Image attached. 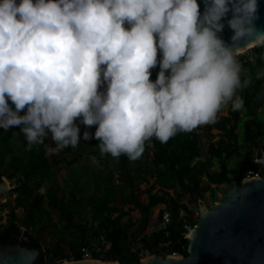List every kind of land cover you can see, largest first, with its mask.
Instances as JSON below:
<instances>
[{"label": "clouds", "instance_id": "clouds-1", "mask_svg": "<svg viewBox=\"0 0 264 264\" xmlns=\"http://www.w3.org/2000/svg\"><path fill=\"white\" fill-rule=\"evenodd\" d=\"M204 4L201 13L197 0H0V129L20 126L28 147L50 135L55 154L80 143L78 123L95 126L84 140L135 160L150 138L165 143L229 103L240 109L236 90L248 81L236 55L264 46L257 0Z\"/></svg>", "mask_w": 264, "mask_h": 264}, {"label": "trees", "instance_id": "trees-1", "mask_svg": "<svg viewBox=\"0 0 264 264\" xmlns=\"http://www.w3.org/2000/svg\"><path fill=\"white\" fill-rule=\"evenodd\" d=\"M249 52L256 55L255 61L249 60V53L236 56L241 66V82L248 81L246 87L236 90L243 101L242 107L233 110L229 103L226 110L225 105L218 111L213 122L198 125L189 132H178L165 143L150 138L153 154L148 167L142 162L143 155L129 160L125 155L117 158L101 154L96 139H83V132L88 131L91 136L95 126L87 128L79 124L78 145L91 147L105 160L115 161L119 168L118 185L113 183V175L96 180L101 186L99 195H89L90 175L73 167L79 158L71 146L49 154L43 146H55L50 135L43 143L28 147L19 133L20 126H11L7 131L0 129V182L7 178L14 185L11 191L15 195L13 205H2L10 207V212L6 223L0 225V244L21 242L23 246L40 250L36 264L83 260L81 248L101 236L111 245L103 255V262L141 264L139 252L133 249L139 237L152 256L177 253L189 257L184 226L198 224L191 215L199 210V202L214 205L219 201L217 193L225 192L223 186L241 183L250 171L261 169L253 161L264 152V76L253 69L256 63L264 64V46H255ZM150 71V79L154 81L159 67ZM19 114L23 115L24 110ZM202 136L208 141L206 158L202 155ZM63 165L68 173L60 185L57 170ZM148 169L152 170L155 181L140 190L143 181L149 184L145 178ZM142 195H146V201L141 199ZM161 206L164 209L158 214L160 225L146 233L154 210ZM134 210L139 211V219L131 216ZM164 210L170 213L166 224L162 221ZM55 217L60 237L48 249L37 234L43 229L53 230ZM62 241H66L67 249L60 245Z\"/></svg>", "mask_w": 264, "mask_h": 264}, {"label": "water", "instance_id": "water-1", "mask_svg": "<svg viewBox=\"0 0 264 264\" xmlns=\"http://www.w3.org/2000/svg\"><path fill=\"white\" fill-rule=\"evenodd\" d=\"M197 3L199 11L203 13L204 0H197ZM257 4V18L253 23L258 32L264 33V0H257ZM230 18V12L222 18L224 28L218 33L226 44H231L233 34L227 25ZM9 105L15 110L11 101ZM257 161H264V152ZM258 164L264 169V163ZM8 188V181L2 180L0 195ZM199 211V222L187 237L189 257L153 255L142 264H264V176L234 183L221 201L212 208L200 206ZM40 254V250L23 246L22 243L0 244V264H36ZM80 261L84 264H121ZM68 262L74 264L78 261Z\"/></svg>", "mask_w": 264, "mask_h": 264}, {"label": "rangeland", "instance_id": "rangeland-1", "mask_svg": "<svg viewBox=\"0 0 264 264\" xmlns=\"http://www.w3.org/2000/svg\"><path fill=\"white\" fill-rule=\"evenodd\" d=\"M252 49V48H251ZM250 49H248L247 51H245L244 53L241 54H245V53H249V60L252 61L256 59V55L251 54ZM237 56V55H236ZM158 58H159V53H158ZM248 69L245 70V72H247ZM253 71L256 74H261L262 76H264V64L260 65L258 63L255 64ZM250 76L252 77V73H250ZM228 108V106L226 105L225 110ZM204 125V124H202ZM18 126V125H16ZM16 126H12V127H16ZM78 127L80 128V125L78 123ZM52 147L51 145H44L43 148L47 151V148ZM207 147H208V141L206 139L205 136H202V155L204 158L208 157V151H207ZM71 150L73 152V154L75 156H77L79 158V161L76 162L74 164V168L79 169L80 171H82L83 173L90 175L91 180H92V186L91 189L89 191V195H99L101 192V186L99 183L96 182V180H98L99 177H105L106 175H113L114 176V180L113 183L115 185H118V175H119V168L118 165L115 161L113 160H105L104 158L101 157L100 154L96 153L91 147H85L83 146H79L78 144L75 147H71ZM153 154L152 151V146L149 143V140L145 142V147H144V151L141 155H143L142 158V162L144 163V165L146 167H148V165L150 164V158ZM73 156H71L72 158ZM262 171H264V169L261 167ZM68 168L66 165H63L62 168L60 170H57V180L59 182L60 185L63 184V181L66 179L67 177V172ZM152 170L148 169V172L145 175V178L147 179V181L149 182V184H147L145 181H143L140 185L139 188L140 190H145L147 187H149L151 184L154 183V178H152ZM3 180H7L9 183V188L8 190H6L4 193H2L0 195V225L6 223V219H7V215L10 212V207H6L3 208L2 205L7 204V203H11V205L14 204V198L15 195L12 193L11 189L14 187V185L7 179V178H3ZM231 186H223V189L225 190V192H221L222 194V198H219V201H221L224 197V195L230 190ZM42 193L45 192L44 189L41 190ZM169 192H173V190H169ZM141 199L143 201H146V195H142ZM184 202H187V198H184ZM207 206L208 208H212L213 205L212 204H205L204 202H199V204L197 205L198 207L200 206ZM189 207L194 209L195 205L194 204H189ZM126 209H130V207H126ZM161 209H164V206L158 207L157 209L154 210L152 216H151V222H150V226L147 229L146 233H150L153 229L157 228L160 225L159 219H158V214L159 211ZM18 211V210H17ZM20 211V210H19ZM18 211V212H19ZM55 216V215H54ZM131 216L134 219H139L140 218V213L138 210H134L131 212ZM55 219V227L53 230L50 229H43V231L38 232V236L41 238L42 242H43V247L51 249L53 248V246H55L59 240L60 237V232H59V224L56 223V217ZM23 231H25V228H23ZM70 240V238H68ZM63 244L64 248H68L66 245V241H62L60 242V245ZM143 262H141L142 264Z\"/></svg>", "mask_w": 264, "mask_h": 264}, {"label": "built area", "instance_id": "built-area-1", "mask_svg": "<svg viewBox=\"0 0 264 264\" xmlns=\"http://www.w3.org/2000/svg\"><path fill=\"white\" fill-rule=\"evenodd\" d=\"M261 172L262 169H259L257 172L250 171L248 175H246V179H255V178H260L261 177ZM218 199L222 198L221 192L217 193ZM194 219L199 221L200 217V211L196 210L194 213L191 215ZM162 221L164 224L169 223L170 221V213L167 210H164L163 215H162ZM197 226L196 225H189L186 224L184 228L187 230V234L185 235V238L188 237V234L195 229ZM111 247L110 243L106 240L104 236H101L99 239H96L92 241L89 245L83 246L81 248V255L83 257V260L86 261H102V258L104 257V253L106 250H108ZM134 251L139 252V256L141 258V262L152 256L150 252L145 248L144 244L141 242L140 237L135 240V243L133 245ZM169 256H174V257H180L179 254L173 253L172 255ZM95 257H98V260L95 259Z\"/></svg>", "mask_w": 264, "mask_h": 264}, {"label": "bare ground", "instance_id": "bare-ground-1", "mask_svg": "<svg viewBox=\"0 0 264 264\" xmlns=\"http://www.w3.org/2000/svg\"><path fill=\"white\" fill-rule=\"evenodd\" d=\"M254 46H256V45H254V44H249V45H247L246 47H243L238 53H237V55H239V54H241V53H244L245 51H247L248 49H250V48H252V47H254ZM256 179V178H255ZM247 180H249V179H247ZM97 263V262H96ZM99 264H102L101 262H99Z\"/></svg>", "mask_w": 264, "mask_h": 264}, {"label": "flooded vegetation", "instance_id": "flooded-vegetation-1", "mask_svg": "<svg viewBox=\"0 0 264 264\" xmlns=\"http://www.w3.org/2000/svg\"><path fill=\"white\" fill-rule=\"evenodd\" d=\"M19 243H21V242H19Z\"/></svg>", "mask_w": 264, "mask_h": 264}]
</instances>
